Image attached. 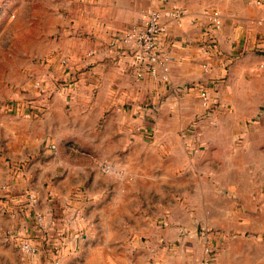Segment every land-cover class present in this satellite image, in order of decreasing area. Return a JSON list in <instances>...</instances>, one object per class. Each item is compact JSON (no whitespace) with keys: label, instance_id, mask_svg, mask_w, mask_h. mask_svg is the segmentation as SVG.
<instances>
[{"label":"crops","instance_id":"crops-1","mask_svg":"<svg viewBox=\"0 0 264 264\" xmlns=\"http://www.w3.org/2000/svg\"><path fill=\"white\" fill-rule=\"evenodd\" d=\"M65 6L62 33L57 1L50 0L54 30L17 65V80L8 74L0 80L8 99L0 107V184L10 185L0 201V264H149V244L161 240L179 243V256L199 249V240L180 237L193 221L188 213L213 211L226 177L248 180L251 168L264 163V6L250 0H65ZM172 7L185 13L166 20L158 38L170 56L169 80L137 78L127 52L107 43L142 24L148 10ZM212 10L222 26L206 55L201 39ZM89 49L95 53L86 57ZM201 88L216 102L212 112L201 104ZM102 160L120 172H102ZM27 193L37 198L33 207ZM36 211L45 215L41 226ZM10 229L28 236L37 252L22 254L5 237ZM229 253L217 264H247L244 255Z\"/></svg>","mask_w":264,"mask_h":264},{"label":"rangeland","instance_id":"rangeland-1","mask_svg":"<svg viewBox=\"0 0 264 264\" xmlns=\"http://www.w3.org/2000/svg\"><path fill=\"white\" fill-rule=\"evenodd\" d=\"M56 1L59 36L66 6L65 0ZM49 5L50 0H0V80L7 74L11 81L17 80L20 71L17 65L27 61L30 51L40 48L44 33L54 30L56 21L50 15ZM6 89L0 83V107L8 102L2 98ZM254 119L257 117L249 124H256ZM249 175L248 180L226 177L225 185L223 182L218 185L224 195L217 198L219 205L213 211L204 215L195 210L188 213L193 221L181 228L180 237L199 240V249L187 250L185 256H179L176 253L179 243L161 240L149 244V264H199L206 246L211 250V264H217L229 252L244 255L247 264H264V163L253 166ZM237 189L246 194L239 195ZM181 214L185 212L176 215ZM202 216H207L206 221Z\"/></svg>","mask_w":264,"mask_h":264},{"label":"built area","instance_id":"built-area-1","mask_svg":"<svg viewBox=\"0 0 264 264\" xmlns=\"http://www.w3.org/2000/svg\"><path fill=\"white\" fill-rule=\"evenodd\" d=\"M258 6H264V0H250ZM185 10L181 7L150 9L146 13V17L142 24L131 25L122 32L114 34L107 47L114 51H125L130 57V65L137 78L147 74L151 78L160 82H167L169 80V60L170 56L158 47V38L167 31L166 20L179 21L184 15ZM205 28L201 41L203 42L202 52L209 54L216 46V32L221 28L222 21L220 12L212 10L204 23ZM93 49L86 51L85 56L90 57L94 54ZM67 58H61V63L65 64ZM202 68L205 71L209 70L206 62L202 63ZM33 87L43 93L42 80H35ZM201 104L207 112H212L215 107V100L208 94L205 88L199 89ZM99 169L106 174L119 173L120 170L109 161L102 160L97 163ZM8 183L0 184V201L3 193L9 190ZM37 202L35 195L31 193L26 194V205L33 207ZM45 215L39 212H34V220L38 226L42 225ZM8 239L12 240L19 251L25 255H33L37 252V246L25 236L13 229L6 232ZM204 255L199 264H211L212 254L208 246L203 250Z\"/></svg>","mask_w":264,"mask_h":264}]
</instances>
